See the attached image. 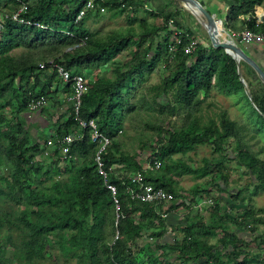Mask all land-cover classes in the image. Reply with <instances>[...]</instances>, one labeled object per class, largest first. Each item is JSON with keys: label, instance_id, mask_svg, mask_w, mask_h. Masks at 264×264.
Wrapping results in <instances>:
<instances>
[{"label": "trees", "instance_id": "trees-1", "mask_svg": "<svg viewBox=\"0 0 264 264\" xmlns=\"http://www.w3.org/2000/svg\"><path fill=\"white\" fill-rule=\"evenodd\" d=\"M87 1L0 0V160L9 176L5 180L0 175V182H5V190L0 183V195L9 201V205L0 206V264L12 259L17 264H248L249 252L232 247L248 243L230 227L254 232L252 223L264 226V208L244 210L240 219L221 215L217 228L222 239L219 252L203 240L217 230L198 213H188L184 222L169 227L160 205L132 200L126 193L135 191L138 185L130 174H140V184L162 188L174 196L175 202L165 213L180 208L188 212L196 205L197 192L187 199L181 196L176 179L183 175H218L219 183L225 187L228 170L223 164L227 157L224 145L231 141L244 175L264 187V160L257 158L244 142L243 133L250 129L232 121L223 110L207 112L211 104L205 99L211 92L226 97L242 92L249 103L235 61L222 49L199 43L191 53H185L194 40L193 30L182 27L177 13L171 11L175 0H163L167 4L161 12L144 7L153 0H95L96 10L86 11L77 20ZM223 2L227 8L223 15L225 31L249 30L264 36V17L257 22L254 13L264 0ZM22 4L26 10L21 18L38 22L46 30L4 17ZM200 4L204 7L203 2ZM100 8L116 15L129 13V25L140 12L153 21L148 22L144 16L138 20L137 28L97 37L86 31L85 24L100 17ZM50 61L71 75L101 69L107 72L98 73L87 84L77 117L67 108L60 118L56 115L52 120L56 126L53 134L40 140L30 133L28 125H39L29 124L27 105L31 98L39 96L61 103L57 91L62 83L56 71L39 70L40 64L48 67ZM157 66H162L163 74L158 83L148 84L146 77ZM40 74L45 75L44 80ZM243 79L264 116V92L256 95ZM68 88L62 86L61 93L69 92ZM235 101L240 104V100ZM90 120L97 132L108 139L99 155L100 169L95 160L99 143L91 141L89 128L78 126L79 121ZM131 130H139L137 153L124 148L123 137ZM74 132L81 139L74 141L62 158L60 140ZM253 138L254 135L249 139ZM47 139L52 140V150L41 163ZM178 143L186 149L211 146L212 159H204L199 168L174 159ZM145 151L151 156L148 161L156 157L162 162L158 170L146 169L139 163L138 157ZM113 164L121 167L123 175L112 172ZM63 166L70 170L69 174L61 173ZM106 185L115 189L114 196ZM168 227L173 240L165 243L162 238ZM143 235L152 239L143 244L144 263L135 254V249L140 251L138 242ZM256 257L263 258L264 264L263 252Z\"/></svg>", "mask_w": 264, "mask_h": 264}, {"label": "rangeland", "instance_id": "rangeland-1", "mask_svg": "<svg viewBox=\"0 0 264 264\" xmlns=\"http://www.w3.org/2000/svg\"><path fill=\"white\" fill-rule=\"evenodd\" d=\"M199 3L203 2L204 7L206 6L208 11L212 14L214 10H211L210 2L211 0H197ZM149 4V3H148ZM148 5L149 9L157 10L161 12L163 7H157L154 5ZM167 4V1H165ZM221 5V4H220ZM264 10V3L262 6H259ZM224 6L221 7V12L217 9L218 16L221 17L224 15ZM261 8H257V10H262ZM223 10V11H222ZM172 12L177 13V20L181 24L182 27L189 26L196 28L197 36L194 38V41L203 42L208 45L209 39L203 24L199 21V18L196 17L191 11L187 10L177 2H174L171 8ZM216 13V12H215ZM129 14V13H128ZM128 14L123 15H116L115 12L111 13H104L99 14L100 17L95 19L91 18L87 20L85 24V29L89 33L97 36V37H104L108 34L112 33H125L128 29L137 28L138 20L144 18V14L142 12L138 13L137 19L133 22L128 21ZM131 16V14H130ZM148 22H152L153 20L145 16ZM222 20V19H221ZM223 21V20H222ZM224 29V27L222 26ZM227 32V31H226ZM224 35V34H223ZM225 36V35H224ZM204 44V45H205ZM241 70V69H240ZM48 72V71H47ZM106 69H101L98 71L92 72H85L82 71L87 83H92L94 79L97 77V74H104L106 73ZM50 73V72H48ZM242 73V72H241ZM246 73V71H245ZM248 76L252 78L254 84L252 85V91L256 94L261 96L263 94V85L257 78V76L251 71H247ZM163 74L162 66L155 67L150 74L146 77V82L148 84H156L158 83L160 77ZM245 76V74L243 75ZM247 76V77H248ZM248 77V78H249ZM40 79L44 80L45 75L40 74ZM144 81H141L143 84ZM58 85V84H57ZM61 85V84H60ZM139 93V90L136 93V98ZM64 93H61V95ZM60 94H58V97ZM235 100H240V104H237ZM207 103H210L211 106L208 109V113H217L218 111H225L228 117L236 122L239 125L247 126L250 131H247L244 134V141L250 149V151L259 159L264 160V120L260 118L249 105V103L244 98L242 92L236 93L230 97H224L221 94L216 92H211L210 96L205 99ZM55 104V105H54ZM57 105V106H56ZM69 108L64 103H60L57 100L48 101V107L45 110L28 113L29 117L32 120L38 122V128L28 125L31 135L33 137H37L40 140H45V135L53 134L54 129L56 126L55 123H52V120L56 119V115L63 114L65 110ZM39 114V115H38ZM41 119H40V117ZM60 118V117H59ZM38 119V120H37ZM29 121V122H32ZM174 120V119H172ZM255 129V130H254ZM255 131V132H254ZM131 130L126 137H123L124 148L125 150L129 151L130 153H137L138 151V137L137 133ZM150 134V131H146ZM253 139H249L250 136H253ZM249 139V140H248ZM225 150L227 151V157L225 158L223 164L228 170V180L227 185L224 187L219 183L218 175L214 178H210V176L201 178V177H194L191 175H183L180 178H177L178 186L182 189L180 195L185 197L186 199L189 198L191 193L197 192L195 197L196 204H199L196 207H193L189 214L193 215L198 213L208 225L212 226L217 230L214 237L211 238V242L213 246L216 248L217 251H222L221 248V232L218 231L220 221L219 217L221 215L229 216L227 218L230 219H240L244 210L252 208L253 210H257L260 208H264V187L254 180L249 178L248 176L244 175V167L238 164V160L235 157L236 153L233 152V141L228 144L224 145ZM174 155L172 158L174 159H183L187 162L188 165H191L194 168H199L203 166V160H211L212 159V147L208 145H193L190 149L184 148L182 143L176 144L174 148ZM150 156L149 151L142 152L141 155L138 157L139 163L144 167L147 165L148 157ZM45 157L39 158L40 162H44ZM112 172L115 175H123V171L118 164H113L111 167ZM62 174H69L70 170L67 167H62L61 169ZM0 175L6 180L8 179V170L3 165V162L0 160ZM132 175V174H130ZM1 187L5 190V182L1 181ZM219 187L222 189L220 191ZM27 193V192H26ZM25 193V194H26ZM175 202V201H174ZM173 202V203H174ZM9 205V201L4 195H0V206L4 207ZM116 209V207H115ZM218 210L217 213L213 212L214 210ZM117 210V209H116ZM186 211L185 209H180L179 211ZM166 223L169 226H176L179 225L181 222H184V218H180L174 215L169 214L167 217ZM224 228H228V226L223 225ZM250 226L252 228H256L254 232H249L247 230H238L237 228L230 229L239 234L241 239L245 240L248 245L244 246L241 244H232V247L236 248L238 251H245L249 252L247 257L248 264H262L263 258H257L259 254L262 252L264 253V245L261 244V241L264 240V226H259L252 223ZM115 238V236H114ZM145 241V240H144ZM143 241V242H144ZM148 242V241H147ZM151 242V241H149ZM139 244V243H138ZM139 253H137V249H135V254H138V258L142 263L146 261L145 256V248L141 244H139ZM227 248L226 250H228ZM75 253V252H73ZM17 254V253H16ZM159 254V253H157ZM223 259V258H222ZM221 259V260H222ZM73 262V261H72ZM1 264H17L13 259L3 262ZM37 264H40V262ZM42 264H52L51 262H44ZM55 264V263H53ZM63 264V263H58Z\"/></svg>", "mask_w": 264, "mask_h": 264}, {"label": "built area", "instance_id": "built-area-1", "mask_svg": "<svg viewBox=\"0 0 264 264\" xmlns=\"http://www.w3.org/2000/svg\"><path fill=\"white\" fill-rule=\"evenodd\" d=\"M94 1L95 0H88L87 3L85 4L84 8L79 12L77 16V20L80 19L86 11H95V6H94ZM225 1V0H223ZM257 8L260 7H255L254 8V13L256 16L257 22H261L262 18L264 17V11L263 10H257ZM227 9V8H226ZM26 10V7L24 4L20 5L19 8L16 11L13 12H7L4 14V17L6 19H11L12 21L18 22L19 24L25 25V26H32L38 30H46L47 27L38 23V22H31L29 20H25L21 18V14L24 13ZM100 14H104L105 10L100 8L99 9ZM169 26H171L172 21H169ZM0 30H2V27L0 26ZM176 34L180 32H175ZM226 38L232 42L236 43L238 45H252V44H260L264 43V36L262 34H254L249 30H244L241 32H227L225 35ZM197 44L196 41H191L190 44L186 47L185 53L189 54L191 53L195 45ZM48 67L45 66V64H40L39 65V70L41 71H56L58 77L61 80L62 86H69V92L64 93L60 96V100L62 103L67 105L71 110L73 111V114L75 117H77L80 106H81V98L83 95L88 91V83L84 77L83 74H74L71 75V72L65 70L62 66L58 64H54L52 61L48 62ZM48 107V100L44 96H39V97H33L30 99L28 105H27V110L28 113H34V112H39L40 110H45ZM79 128L81 129H86L89 128L91 130L90 134V139L92 142H98L99 143V149L96 153L95 160L97 162V165L99 169L101 168V163H100V153L105 149V147L108 145V139L101 136L97 130L96 126L93 120H90L89 122L85 123L82 121H79L78 124ZM81 135L78 132H74L73 134H69L64 136L59 143V152L62 158H65L66 155L69 153L70 145L76 141L80 140ZM52 150V140L47 139L46 144L43 147V157H48L51 154ZM151 157V156H150ZM162 165V162L157 159L156 157L151 158L147 162V165L144 167L147 169H153V170H158ZM99 173L105 177V174L99 170ZM131 179L133 182L137 183V188L135 191L133 190H127V195H129L130 199L139 201L141 203H157L158 205L161 206V211H162V217L166 218L168 214H172L174 216L184 218L185 215L189 213V211H179V210H174L171 211L170 213H165L167 208L175 201V198L172 194L166 192L162 188H155L151 185H142L140 184L141 182V176L140 174H133L131 175ZM107 189L110 190L111 194L114 196L115 195V189L111 185H106ZM115 207L118 209L117 201L114 200ZM199 204H196L193 207L198 206ZM192 207V208H193ZM191 208V209H192ZM190 209V210H191ZM118 235L116 234L115 238H117Z\"/></svg>", "mask_w": 264, "mask_h": 264}, {"label": "water", "instance_id": "water-1", "mask_svg": "<svg viewBox=\"0 0 264 264\" xmlns=\"http://www.w3.org/2000/svg\"><path fill=\"white\" fill-rule=\"evenodd\" d=\"M175 1L183 7L185 5V6L194 8L197 11V13H193V12L192 13L196 17H198L199 21L203 24L211 47L214 49H222L225 52V54L230 56L235 61L237 65V74L239 76V81L243 85L245 95L247 96L252 108L258 114H260L256 105L251 99V95L249 93L247 85L242 77L239 63H244L247 66H249L253 70V72L255 73V75L257 76V78L259 79V81L262 83L263 86H264V71L259 67V65L250 56H248L244 52L241 45L230 42L226 38V36H224L227 34V32L222 28L223 21L221 19H215L214 16L210 14L205 9V7H203L197 0H175ZM219 29H221V33L219 32ZM260 116L264 118L263 115L260 114Z\"/></svg>", "mask_w": 264, "mask_h": 264}, {"label": "crops", "instance_id": "crops-1", "mask_svg": "<svg viewBox=\"0 0 264 264\" xmlns=\"http://www.w3.org/2000/svg\"><path fill=\"white\" fill-rule=\"evenodd\" d=\"M150 3H152L151 5H154V6H157V7H165V1H163V0H153V1H150L149 2V4L147 3L144 7L145 8H147V9H149V7H148V5H150ZM221 4V5H220ZM224 5V2L223 1H221V0H211V2H210V8H211V10H214L213 11V13H212V15L214 16V18L215 19H222V20H224V16H221V17H219L218 16V13H217V9H219L220 10V12H221V7ZM152 8V7H151ZM150 8V9H151ZM261 8V7H260ZM205 9L208 11V9H207V7L205 6ZM262 9V8H261ZM223 10H224V8H223ZM222 10V11H223ZM263 10V9H262ZM225 11V10H224ZM209 13H210V11H208ZM216 12V13H215ZM211 14V13H210ZM191 28H192V30H193V38H196L197 36H195L196 34H197V31H196V28H194V27H192V25H191ZM197 39V38H196ZM197 42V41H196ZM201 44V45H203V46H207L205 43H203V42H197V44ZM205 44V45H204ZM208 45H210V43L208 44ZM242 46V48H243V50H244V52L248 55V56H250L258 65H259V67L264 71V43H260V44H252V45H249V46H247V45H241ZM239 67H240V69H241V72H242V77H244L247 81H248V83L250 84V86L252 87V85L254 84V81L252 80V78L251 77H249L248 76V73H247V71H250V70H248V68H246L245 66H243L241 63H239ZM245 71H246V73H245ZM245 74V76H243ZM249 78H248V77ZM246 83V82H245ZM247 85V84H246ZM56 90V89H55ZM61 91H62V85H59V87H58V93H60L61 94ZM61 96V95H60ZM210 96V95H209ZM223 96V95H222ZM224 97H226V96H224ZM207 99V98H206ZM205 103H207L206 101H205ZM238 104V103H237ZM38 113V112H37ZM39 115V114H38ZM40 117V116H39ZM40 119H41V117H40ZM28 120L29 121H31L32 119L29 117V115H28ZM38 120V119H37ZM39 122V121H38ZM38 122H36L35 120H32V122H30L29 124H32V125H34V124H38ZM172 215V214H171ZM169 216V214L166 216V220L168 219L167 217ZM168 225V224H167ZM170 227V226H169ZM168 227V229H167V231H166V233L164 234V236H163V238H162V241L163 242H165V243H169V242H172V240H173V236L172 235H170V233L168 232L169 231V228ZM217 232V231H216ZM214 237V235L212 236V237H205V238H203V240L206 242V243H208V244H212V242H211V238H213ZM145 240V241H144ZM144 241V242H143ZM148 241V242H147ZM149 241H152V239L151 238H148V236L147 235H143L142 236V238H141V240L138 242L139 244H140V242H141V244L143 245L145 242H147V243H150ZM213 245V244H212Z\"/></svg>", "mask_w": 264, "mask_h": 264}, {"label": "bare ground", "instance_id": "bare-ground-1", "mask_svg": "<svg viewBox=\"0 0 264 264\" xmlns=\"http://www.w3.org/2000/svg\"><path fill=\"white\" fill-rule=\"evenodd\" d=\"M184 7L187 9V10H189V11H191V12H193V13H197V11L194 9V8H191V7H189V6H185L184 5ZM219 32L221 33V29H219ZM223 36V35H222Z\"/></svg>", "mask_w": 264, "mask_h": 264}]
</instances>
